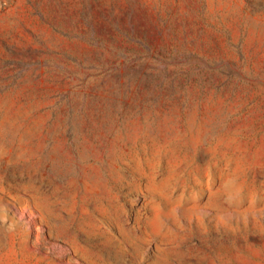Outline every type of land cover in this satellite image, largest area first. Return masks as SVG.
Returning <instances> with one entry per match:
<instances>
[{
	"label": "rangeland",
	"instance_id": "1",
	"mask_svg": "<svg viewBox=\"0 0 264 264\" xmlns=\"http://www.w3.org/2000/svg\"><path fill=\"white\" fill-rule=\"evenodd\" d=\"M0 264H264V0H0Z\"/></svg>",
	"mask_w": 264,
	"mask_h": 264
}]
</instances>
